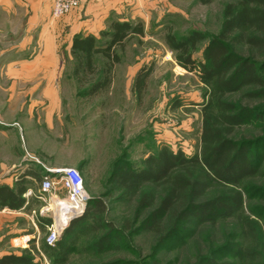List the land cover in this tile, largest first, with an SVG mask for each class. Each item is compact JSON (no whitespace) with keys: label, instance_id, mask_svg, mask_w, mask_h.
<instances>
[{"label":"rangeland","instance_id":"374dc122","mask_svg":"<svg viewBox=\"0 0 264 264\" xmlns=\"http://www.w3.org/2000/svg\"><path fill=\"white\" fill-rule=\"evenodd\" d=\"M106 1L110 6L119 8L120 13H108L96 37L115 20L141 23L143 37L133 36L126 42L123 52L119 53L120 62L114 66L110 87L95 96L85 97L82 94L84 87L78 86L72 76L71 54L70 57H62L64 69L57 90L59 103L52 109L44 106V90H31L29 94L21 93L20 96L17 94L14 102L19 105L13 102L7 107L10 109L7 112L8 122L5 121L7 118L3 120L0 116L1 125L14 126L17 133L14 141L23 149L24 160H17L15 165L62 163L58 169L71 168L79 174L88 200L98 198L104 202L106 212L103 219L119 232V242L98 253L89 248L93 236L101 232H84L66 264H196L199 258L211 252H220L219 258L215 257L217 262L233 260L226 254L231 252L229 245L237 242L235 220L220 221L215 226L204 224L191 233H184L180 238L175 237L158 245L155 232L137 228L149 210L137 212L135 197L119 199V192L110 184L109 178L114 164L137 170L142 168L148 155L155 154L161 147L173 152L181 151L186 156L199 153L205 89L196 73L187 72L176 63L174 53L164 38L169 31L177 37L192 30L209 36L216 35L225 5L237 0H210L206 4L200 0ZM89 2L96 0L85 3ZM31 17H35L33 10ZM203 46H198L193 55L195 59H201ZM101 62V58L96 57V68H101ZM141 68L149 70V73L144 89L140 95H136L132 86ZM16 92L20 93L18 89ZM24 96L31 101L39 100L41 106L26 114L31 104L25 100L27 103L21 110ZM239 97V94L229 96L236 102ZM236 132L244 140L264 138V122L256 121ZM250 154H256L257 160H264V143L252 146ZM81 165L82 170H78ZM253 185L259 186L258 181ZM30 188L29 214L26 211L6 219L0 228V246L6 244L4 250L12 252L8 248L10 238L25 237L30 242L25 249L17 250V254L28 250L35 264H51L48 254L41 249L42 243L47 245L48 227L41 231L36 219L43 217L52 220L56 214L59 215L52 203L66 194L59 185L49 194L40 192L38 182ZM149 189L155 193V206L158 190ZM217 191L211 189L207 197L215 195ZM244 213L254 224L261 226L264 220V192L252 191L245 195ZM130 221L134 222L133 233L127 234L123 228ZM257 235L264 237L260 230H257ZM24 240L16 243L25 245ZM254 243L251 240L244 242L248 249L251 248L253 252L255 249L252 264H264V248Z\"/></svg>","mask_w":264,"mask_h":264},{"label":"trees","instance_id":"16d2710c","mask_svg":"<svg viewBox=\"0 0 264 264\" xmlns=\"http://www.w3.org/2000/svg\"><path fill=\"white\" fill-rule=\"evenodd\" d=\"M210 0H200L206 4ZM141 23L111 21L108 29L99 36H75L71 43L72 76L84 87L83 95L92 97L108 89L113 69L120 62V54L126 42L133 36L143 37ZM101 40V42L99 41ZM165 43L174 53L176 63L187 72L196 73L205 92L206 102L201 108L202 128L200 151L186 156L161 147L148 155L142 168L117 167L109 178L119 192V199L136 198V210H149L138 229L157 234V244L180 238L204 224L215 226L220 221L235 220L237 242L226 254L233 260L217 262L220 252H211L198 259L196 264H252L255 249L245 247V240L264 248V220L257 226L244 213L245 195L264 192V160L250 154V148L264 143V138L244 140L237 130L264 122V0H237L226 4L222 23L216 35L209 36L192 30L177 37L172 32L165 35ZM204 44L201 59L194 58L199 45ZM101 68H96V57ZM141 68L134 77L132 91L140 95L149 70ZM239 94V100L229 96ZM82 170V168H80ZM36 182L50 176L28 172ZM258 181L259 186L253 185ZM26 181L17 180L12 187L0 186V209L11 211L29 210L23 198ZM260 183H262L260 185ZM158 201L154 206L155 193ZM211 189L217 193L207 197ZM106 206L101 199H89L82 216L72 219L53 246L42 243L41 249L48 254L51 264H66L77 241L84 232H101L93 236L90 248L102 252L118 243L119 232L104 221ZM37 227L42 231L51 224L50 218L37 217ZM133 221L124 225L127 234L133 233ZM260 228V229H259ZM233 233V235H236ZM257 243V245H256ZM0 264H35L32 254L0 257Z\"/></svg>","mask_w":264,"mask_h":264},{"label":"crops","instance_id":"0c3cea01","mask_svg":"<svg viewBox=\"0 0 264 264\" xmlns=\"http://www.w3.org/2000/svg\"><path fill=\"white\" fill-rule=\"evenodd\" d=\"M52 5L53 0H0V58H3L0 60V90H2L0 116L3 120L7 118L6 122H8L9 114L7 112H10L7 107L14 102L17 94L26 95L31 90L41 89L45 91L44 106L48 105V109H52L57 105L59 103L57 90L64 69L62 57H70L73 37L96 36L103 28L110 12L120 13L119 8L110 6L106 0H96V2L80 3L67 16L55 19L51 16ZM32 10L35 14L33 18ZM16 89L20 93L16 92ZM19 99L21 100L20 97ZM25 100L30 101L31 104L26 114H30L42 104L39 100L31 101L24 96L21 110L27 103ZM16 104L19 105L18 102H14V105ZM15 130L11 125H0V186L12 187L17 180H25L27 190L23 198L27 206L30 195L26 196V193L31 192L30 186L36 181L26 173L31 171L42 173L46 169H58L62 167V163L46 165L26 163L16 166L15 162L23 161L24 156L23 149L14 141V135L17 136ZM81 167L82 165L78 167V170H81ZM16 168L18 169L14 171ZM40 183L41 181L38 182L39 186ZM28 211L27 214H29ZM20 213L24 214L26 211L0 209V228L7 218ZM22 238H10L8 248L12 252L4 250L7 247L6 244L4 247L0 246V257L11 253L17 254V250L25 249L26 246L16 243Z\"/></svg>","mask_w":264,"mask_h":264},{"label":"built area","instance_id":"2783aa9c","mask_svg":"<svg viewBox=\"0 0 264 264\" xmlns=\"http://www.w3.org/2000/svg\"><path fill=\"white\" fill-rule=\"evenodd\" d=\"M87 1L90 0H53L51 15L53 18H60L68 14L80 3ZM49 171L54 172V175L42 178L39 186L40 192L42 194H49L54 191L55 186L59 185L66 194L63 198H56L52 203L54 208L59 212V215L56 214L52 218L50 226H48L49 233L46 237V243L49 246H53L69 222L84 214L88 196L84 191L81 177L74 169L63 168ZM29 195H31L30 191L26 193V196ZM24 239L25 237L21 240ZM28 242L29 240L26 238L23 241L25 245L19 244L27 246Z\"/></svg>","mask_w":264,"mask_h":264},{"label":"water","instance_id":"95a60500","mask_svg":"<svg viewBox=\"0 0 264 264\" xmlns=\"http://www.w3.org/2000/svg\"><path fill=\"white\" fill-rule=\"evenodd\" d=\"M45 172H46L47 174H50V173H51V174H50L51 176L54 175V172H50L48 169H46Z\"/></svg>","mask_w":264,"mask_h":264}]
</instances>
